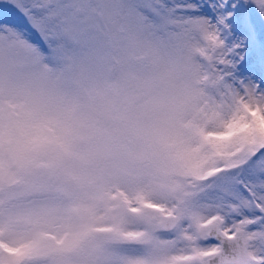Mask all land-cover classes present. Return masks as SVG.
Here are the masks:
<instances>
[{
  "label": "snow or ice",
  "instance_id": "6c2138e0",
  "mask_svg": "<svg viewBox=\"0 0 264 264\" xmlns=\"http://www.w3.org/2000/svg\"><path fill=\"white\" fill-rule=\"evenodd\" d=\"M0 264H264V0H0Z\"/></svg>",
  "mask_w": 264,
  "mask_h": 264
}]
</instances>
